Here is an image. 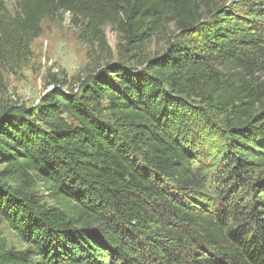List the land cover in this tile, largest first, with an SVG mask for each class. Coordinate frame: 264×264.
Returning <instances> with one entry per match:
<instances>
[{"label": "trees", "instance_id": "obj_1", "mask_svg": "<svg viewBox=\"0 0 264 264\" xmlns=\"http://www.w3.org/2000/svg\"><path fill=\"white\" fill-rule=\"evenodd\" d=\"M60 10L140 56L0 114V220L26 245L0 237V264H264V5L0 0V56ZM169 24L190 40L144 59Z\"/></svg>", "mask_w": 264, "mask_h": 264}, {"label": "rangeland", "instance_id": "obj_2", "mask_svg": "<svg viewBox=\"0 0 264 264\" xmlns=\"http://www.w3.org/2000/svg\"><path fill=\"white\" fill-rule=\"evenodd\" d=\"M245 0H217L218 6ZM264 5V0H250ZM14 10V6H9ZM81 21L62 10L41 23V35L32 40L26 56H0V114L18 108L34 110L42 97L54 86L66 94H77L82 84L99 68L109 64L136 66L130 59L140 56L137 50L126 46L114 26L102 28L105 48L81 42ZM190 37L177 31L173 25L165 26L145 45L144 59H154L165 53L171 44L187 43ZM137 69L141 70L142 67ZM264 81V73L259 75ZM3 166L0 165V172ZM4 183L12 184L9 180ZM42 195L40 185L36 187ZM47 201V200H46ZM0 237L7 246L18 251L26 249L19 238L0 220Z\"/></svg>", "mask_w": 264, "mask_h": 264}]
</instances>
